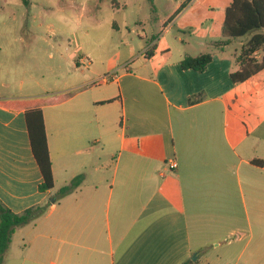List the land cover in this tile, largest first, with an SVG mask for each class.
Returning a JSON list of instances; mask_svg holds the SVG:
<instances>
[{
    "label": "crops",
    "instance_id": "1",
    "mask_svg": "<svg viewBox=\"0 0 264 264\" xmlns=\"http://www.w3.org/2000/svg\"><path fill=\"white\" fill-rule=\"evenodd\" d=\"M176 17L164 22V34L179 31L174 44L153 36V56L132 61L126 43L107 73L60 89L26 90L16 53L0 47V101H43L55 180L39 190L25 110L0 106V201L22 213L83 176L16 228L4 264H264V167L253 163L264 132L242 120L264 98V71L235 83L251 36L222 47L201 37L193 51ZM205 53L204 72L182 67Z\"/></svg>",
    "mask_w": 264,
    "mask_h": 264
},
{
    "label": "rangeland",
    "instance_id": "2",
    "mask_svg": "<svg viewBox=\"0 0 264 264\" xmlns=\"http://www.w3.org/2000/svg\"><path fill=\"white\" fill-rule=\"evenodd\" d=\"M186 1L117 0L121 7H114V0H0V47L16 53L26 90L60 89L73 80L84 81L90 71L107 73L108 61L122 55L126 43L135 51L132 61L146 56L153 36L161 47L174 44L179 31L175 27L164 34V22ZM231 2L193 0L176 17L193 51H200L201 37L224 38L225 10ZM263 56L261 52L257 59ZM242 120L249 131L264 132V98Z\"/></svg>",
    "mask_w": 264,
    "mask_h": 264
},
{
    "label": "trees",
    "instance_id": "3",
    "mask_svg": "<svg viewBox=\"0 0 264 264\" xmlns=\"http://www.w3.org/2000/svg\"><path fill=\"white\" fill-rule=\"evenodd\" d=\"M117 5V0H114ZM193 0L184 2L172 16V21ZM223 40L215 42L217 47L226 46L233 41L251 36L243 45L238 62L240 70L231 74L235 83H243L264 71V56L261 61L257 56L264 52V0H232L225 10L222 26ZM155 47L147 54L152 57ZM213 59L212 53H205L197 57H186L181 65L184 69H194L204 72ZM63 98H60L62 100ZM40 100L0 101V106L6 109H24L25 118L31 143V148L36 162L40 168L43 181L39 185L41 192H48L55 187L52 162L49 153L45 119ZM108 103V102H106ZM253 163L264 167V159H255ZM83 176L76 177L69 185L62 187L56 195L51 197L47 205H36L22 213H14L0 201V264L5 263L7 250L16 228L29 224L45 213L50 203H55L80 185ZM182 264H195L191 259Z\"/></svg>",
    "mask_w": 264,
    "mask_h": 264
},
{
    "label": "built area",
    "instance_id": "4",
    "mask_svg": "<svg viewBox=\"0 0 264 264\" xmlns=\"http://www.w3.org/2000/svg\"><path fill=\"white\" fill-rule=\"evenodd\" d=\"M147 51L148 50H146L145 51V54H146V56L145 57H148V54H147ZM112 77H117V75H114V76H112ZM110 80V76H104L103 77V81H109ZM172 168H175V167H177V163L175 162V161H173V162H171V165H170Z\"/></svg>",
    "mask_w": 264,
    "mask_h": 264
},
{
    "label": "water",
    "instance_id": "5",
    "mask_svg": "<svg viewBox=\"0 0 264 264\" xmlns=\"http://www.w3.org/2000/svg\"><path fill=\"white\" fill-rule=\"evenodd\" d=\"M191 260H192L193 262H196V260H197V255L192 256Z\"/></svg>",
    "mask_w": 264,
    "mask_h": 264
}]
</instances>
